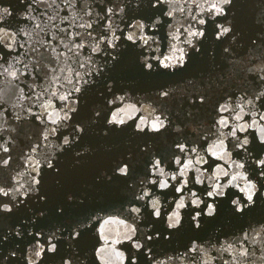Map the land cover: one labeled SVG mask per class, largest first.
Returning <instances> with one entry per match:
<instances>
[{
    "label": "water",
    "instance_id": "obj_1",
    "mask_svg": "<svg viewBox=\"0 0 264 264\" xmlns=\"http://www.w3.org/2000/svg\"><path fill=\"white\" fill-rule=\"evenodd\" d=\"M212 2L161 0L154 8L151 0H0L12 13L0 16L8 33L0 42V145L8 151L0 150V159L10 157L0 166V186L11 189L0 203L12 207L11 213L0 211V264H29V258L32 264H63L65 258L71 264H131L133 257L136 264H264V169L256 164L264 157L259 132L264 97L256 99L264 90V0H232L223 5L227 15L215 19ZM229 21L232 31L217 41L216 23L228 26ZM201 29L202 40L189 37V31ZM133 33L135 43L127 39ZM173 45L177 57L184 50L183 68L176 63L173 71H146L140 63L146 56L158 68L160 60L172 56ZM4 69H19L18 78ZM45 104H50L46 110ZM221 105L229 110L220 112ZM129 106L138 110L130 119L119 111ZM113 112L125 123L108 126ZM238 114L243 119L236 120ZM141 117L143 132L136 129ZM157 117L164 126L150 131ZM221 118L226 127L219 125ZM254 119L257 126L240 132L238 125ZM233 127L239 141L229 135ZM244 136L246 150L237 146ZM156 160L163 175L153 170ZM189 160L193 167L181 176ZM125 164L127 176L116 174ZM162 181L169 187L159 189ZM248 181L256 186L254 203L237 212L231 201L239 196V206L248 203L239 191ZM145 191L143 200L135 199ZM221 191L222 196L207 195ZM181 197L185 207L177 209ZM197 198L198 208L192 204ZM153 199L159 201V218L148 203ZM209 204L215 209L210 217ZM132 205L141 211H127ZM196 211L199 229L191 220ZM172 212L181 222L169 230ZM130 228L143 248L125 238ZM74 232L80 233L75 239ZM49 237L57 251L37 257L40 245L49 247ZM244 250L247 255L241 256Z\"/></svg>",
    "mask_w": 264,
    "mask_h": 264
},
{
    "label": "snow or ice",
    "instance_id": "obj_2",
    "mask_svg": "<svg viewBox=\"0 0 264 264\" xmlns=\"http://www.w3.org/2000/svg\"><path fill=\"white\" fill-rule=\"evenodd\" d=\"M160 3H161V0H151L152 7H154V8L157 7ZM213 9H214L215 11H219V10H220V9L217 8V5H216V4H212V6L209 8V11H212ZM122 10H123V9H121V11H122ZM111 11H112V9L109 8V9H108V12L110 13ZM4 13H7L9 16L12 14L11 11H10L8 8L0 7V16H2V14H4ZM168 15H172V12H169ZM195 19H196V18L193 17V20H195ZM198 22H200V20H199ZM82 26H83V25H82ZM37 27H39V25H37ZM87 27H91V25H87ZM190 27H191V26H190ZM141 28H143V25H141ZM189 33H191L193 36L199 35V32H192V31H189ZM189 33H188V34H189ZM6 35H8V33H6V32L4 31V29H3L2 27H0V42L3 41V38H4V36H6ZM25 35H28V34L25 33ZM12 38H13V40H14V38H15V34H14V33L12 34ZM141 38L144 39V43L146 44V43H147V38H144V37H141ZM101 39L103 40V37H101ZM116 39L118 40L119 37H116ZM127 39H128L129 41H133V43H135V34L133 33V34L128 35ZM108 43L111 45V44H112V41L109 40ZM8 47L11 48L12 45H8ZM21 47H23V44H21ZM76 47H77V48H80V47H82V45H76ZM97 49H98V46H97V48H94L93 51H96ZM53 51H55V49H53ZM69 51H71V49H69ZM174 59H176V63H181L179 57L176 56V57H174ZM165 61H169V60H168V59H165ZM165 64H167L169 67H174V66H175V65H172L171 61H169V62H167V63L165 62ZM80 66H81V67H84L83 64H81ZM9 67L12 68L11 65H10ZM24 68L27 69V68H28V65L25 64V65H24ZM3 71H4V72H7L8 75H10L13 79H17V78H18L17 73L19 72V69H13L12 71H9V69H4ZM53 71H55V70H53ZM61 71H63V69H61ZM0 74H2V73H0ZM20 74L22 75L23 73H20ZM79 75H80V73L77 72V73H76V76L79 77ZM261 79L264 80V76H262ZM85 83H87V81H85ZM75 91L79 92L80 89L77 87V88L75 89ZM70 94H71V93H69L68 95H70ZM52 95L55 96L56 93L53 92ZM68 95H61V96H59V99L62 100V101H67V100H68ZM162 95H165V96H166V95H167V92L162 93ZM261 97H264V90H262V91L256 96V99H257V100H260ZM120 99H123V98H120ZM200 100H201V102H203V97H201ZM247 102H248L249 104H251V103H252V100L249 99ZM49 106H50V104H45V105H43V107L45 108V110H46ZM70 110H71V111H74L75 109H70ZM228 110H229V109H228L227 105H221L220 108H219V111H220V112H227ZM135 111H137V109H135L134 107H131V106H129V108L127 109V112H130V113L135 112ZM241 111H243L242 108H241ZM118 116H119V113H116L115 121H119V120H120V119H118ZM37 118H39V117H37ZM50 118H51V117H50ZM69 118H70V117H69L67 114H65L64 119H69ZM235 118H236V120H241V119H243V117H242L241 115H239V114H238ZM57 119H59V115H58V114H57ZM260 120H261V121H264V114H261V115H260ZM53 123H56V120H53ZM139 123H141V124L143 125V129H144V127L146 126V121H140ZM218 123H219V125H220L221 127H226V126H227V120L224 119V118H221V119L218 121ZM153 124L155 125V129H153V130H155V131L160 130V128H162V127L164 126V125H163V121H161L158 117L152 122V124H151V126H150V129H152ZM257 125H258V121H256V120L254 119L251 125L248 124V123H244V124H240V125H238L237 127L239 128L240 132L243 133V132H246L247 129H248L249 127H253V126H257ZM78 130L81 131V129H79V128H78ZM51 131H52V132H55V129L53 128V129H51ZM259 132H260V142H261L262 144H264V126H260V127H259ZM229 135H231V136H233V137H236V139H237L238 141L240 140V138L237 137V134H236V127H233V129H232V131L229 133ZM45 138H46V137H45ZM68 143H69V139H68L67 137H65V138H64V144H68ZM248 143H249V141H248V137H247V136H244L243 140L240 141L239 144H238L237 146L240 147V148H242V149H245V150H246V146L248 145ZM222 144H223V141H221V142H220V145H217L216 147H221ZM177 147L180 149L181 152L184 151V146H183L182 144H178ZM0 150H2V151H4V152H7V151H8V149L5 148V147H3V145H0ZM191 151L195 152L196 149L193 148V149H191ZM214 154H215V155H218V156L221 155V153H214ZM9 159H10V157H9L8 159H0V166H6V165L8 164V162H9ZM257 161H259V167H261V169H264V159H258ZM176 163H177V164H180V160L177 159V160H176ZM197 163H200V161L197 160ZM159 165H160V160H156L155 163L152 165L153 170H154V171H158L160 175H163V174H164V170H163L162 168H160ZM236 166H237L238 168L243 167V165H241V164H238V165H236ZM48 167L51 168V167H53V165H52L51 163H49ZM191 167H193V163H192L191 160H189L187 163L183 164V166H182V168H181V171H180V175H181V176H184V175L186 174V171H187L189 168H191ZM127 173H128V167H121V168H120V174H122V175H127ZM224 175H227V173H224ZM261 175L264 176V170L261 171ZM172 178H175V179H176V176L173 175ZM33 179L35 180V178H33ZM232 179L235 180L236 177L233 176ZM37 182H38V180L35 181V183H37ZM185 182L187 183V181H184V183H185ZM197 182H199V177H197ZM151 183L155 184L156 181H155V180H154V182L151 181ZM160 183H161V182H160ZM226 186H227V185H225V187H226ZM218 187H219V186H217V188H218ZM182 188H183V184H181V186L179 187V190H181ZM252 188H253V186L249 185V189L251 190ZM9 191H11V189H9L8 191H6L4 187L0 186V196H4V197L8 196V195H9ZM16 191H19V189H17ZM147 195H148V193H145L144 195L137 197V199H144ZM195 195H196V194H194V196H195ZM213 195H221V192H213ZM236 203H237V205L239 206V201H237ZM158 204H159V201H158V200H156V199L151 200V206H152L153 209H155L154 214H159V216H160L161 213H160V210H159ZM5 205H6L5 203H0V211H6V210H7V209L5 208ZM183 207H184V206H183V205H180L179 203L176 205V208H177V209H180V208H183ZM132 211H133V212H136V213L138 214V210H137V209H132ZM177 214H178V212H174L172 216L168 217V221H169V225H170V226H175V225L177 224V222H178V220H177ZM135 233H136V229H135V228H130L129 231H128V234L126 235L125 238H126L127 240L131 241L132 244H133V246H134L135 248H137V249H141V248L144 247V245L138 243V241L134 239V237H135ZM16 234H17V235H20L19 232H17ZM39 235H40V233L37 232V233H36V236H39ZM79 235H80L79 232H74L73 235H72V238L75 239V238L78 237ZM51 239H52L51 237L48 238V244H49V247H48L46 250H45V248H44L43 245H40V246H39V250L36 251V253H35V255H36L37 257H39V256L41 255V253H45V251H47L48 253H55V252L57 251V245L54 244V243H52V242H51ZM147 239H148V240H151V239H152V236H147ZM37 244H39V241H37ZM229 247H231V246H229ZM193 250H195V246L193 247ZM150 251H151V249H149V252H150ZM13 255H14V253H13ZM240 255H241V256H246V255H247V250H244V251L240 252ZM29 264H32V262H31V258H29ZM63 264H66V262L63 261ZM67 264H70V262H67ZM131 264H134L133 258H132V260H131Z\"/></svg>",
    "mask_w": 264,
    "mask_h": 264
},
{
    "label": "clouds",
    "instance_id": "obj_3",
    "mask_svg": "<svg viewBox=\"0 0 264 264\" xmlns=\"http://www.w3.org/2000/svg\"><path fill=\"white\" fill-rule=\"evenodd\" d=\"M212 4H216V5H217V8L220 9L219 11H215V13H214L213 19H215V16H226V15H227L226 9L223 7V5H229V6H230V5L232 4V0H213V2L211 3V6H212ZM199 23H200V24H205V21H204L203 19H201ZM227 24H228V26H223L224 23H216V28H219V29H220L219 32H216V33H215V39H216L217 41L220 40L221 36H224L225 34H227V33H229L230 31H232L231 22L229 21V22H227ZM186 31H187V29H186ZM192 32H196V31L193 30ZM204 36H205V32H204L203 29H201V30L199 31V35H196L195 37H197V39H199V40H202V39L204 38ZM189 37H193V35H192L191 33H189ZM233 39H235V38H233ZM186 42H187L190 46L194 47V48H195V51H196L197 53L200 52V47H199V45H195V44H193V41H192L190 38H189ZM173 49H174V50H173V52H172V56H171V57H165L163 60H160V61H159V64H158V68H154V64H153V63H147L146 61H147L149 58L146 57V56H141V57L139 58L140 63H142V64L144 65V68H145L146 71H156V70H165V69H169L170 67H169L167 64H165V59L170 60L171 63H172V65H175V64H176V59H174V57H176L175 45H173ZM226 50H227V49H225V51H226ZM179 51H180L179 59H180V61H181V63H180V68H183L184 65H185L184 50H183V49H180ZM152 59L155 60V59H157V58H156V57H153ZM173 70H175V67H172V70H171V71H173ZM109 85L111 86V85H112V82H109ZM129 93H131V92L125 91V94H129ZM162 93H164V92H161V95H162ZM137 95H140V94H137ZM162 96H163V95H162ZM120 98H123V97L121 96ZM108 103H109V106H111L112 101H111L110 98H108ZM119 111H120V112H125V115H128V116H129V119L131 118V116H134V115H135V112H136V111H135V112H132L131 115H129L128 112H127L125 109H119ZM137 111H138V110H137ZM116 113H117V112H113L112 115H111V119H108V120H107V125H108V126H110L113 122L117 123L118 125H119V124H124V123H125V121H124L123 118H120L119 121H115ZM95 115H96V116H99V112H96ZM158 118H159V117H158ZM140 121H144V117H141ZM79 127H80V126L77 125V128H79ZM136 129H138L140 132H143V125H142L141 123H138V124L136 125ZM153 129H155V125H154V124H153L152 129H150V131H155V130H153ZM158 131H159V130H158ZM82 132H83V129H81V133H82ZM105 134H106V133H105ZM143 150H144V148L142 147V151H143ZM84 151H87V149H85ZM261 159H264V157H262ZM256 164H257V166L259 167V161H256ZM241 165H243V164H241ZM243 166H244V165H243ZM122 167H128V166L125 164V165H123ZM51 168H52V167H51ZM120 168H121V167H120ZM120 168H119V169H116V174H120ZM241 168H243V167H241ZM260 175H261V174H260ZM125 176H127V175H125ZM261 176H262V175H261ZM110 178H111V177H109V179H110ZM173 180H175V178H173ZM152 182H154V180H153ZM229 183H231V181H229ZM37 184H39V180H38ZM185 184H186V182H185ZM249 185L253 186V188H252L251 190L249 189ZM130 186H131V184H130ZM217 186H219V185H217ZM167 187H169V185L167 184L166 181H162V182L159 184V189H165V188H167ZM255 187H256V186H255V184H254L252 181H248V183L245 184L244 187L239 188V191H240L241 193H244V195H245V197H246L248 203H247V204H244V205H242V206H238V207L236 208V211H237V212H242L244 208H248L249 206L253 205V203H254V201H253V197H254V195H255V192L253 191V189H254ZM37 191H38V189H37ZM176 191L179 192V191H180L179 188H177ZM138 192H139V190H138ZM138 192H137V193H138ZM145 193H148V192L145 191L144 194H145ZM194 194H195V191L192 192V195H193V196H194ZM223 194H224L223 191H221V196H222ZM23 195L26 196L27 193H23ZM207 195H208V196H213V192H208ZM262 195H264V193H262ZM139 196H140V195H136V196H135V199H136V200H143V199H137V197H139ZM41 199H43V197H42ZM72 199H73V197H72L71 195H69V196H68V200L71 201ZM239 200H240V197L237 196L236 198H234V199L231 201V204H233V205H237L236 202L239 201ZM148 203L151 204V201H149ZM201 203H202V201H200L199 198H197V199H193V200H192V204H193L194 206H196L197 208L200 206ZM179 204H180V205H183V206L185 207V204H184V197H181V198H180ZM5 208L7 209L6 211H7L8 213H11V212H12V207H11L10 205L6 204V205H5ZM132 209H137V210H138V213L141 211V207H137L136 205H132V206H130V207H126V210H127V211L133 212ZM58 211H62V210H59V209H58ZM214 212H215L214 207H213L211 204H209V206H208V208H207L205 214H206L207 216L210 217V216H213V215H214ZM133 213H136V212H133ZM173 213H174V212H172L171 214H169L168 217L172 216ZM40 215H43V213H41ZM200 215H201V213H200L199 211H196V212L191 216V220H192V221H195V224H194V228H195V229H199V228H200V223H199V221H198V219H197L198 217H200ZM154 216H155L156 218H159V214H154ZM177 220H178V222H177V224H176L175 226H170L169 224L167 225V227H168L169 230H171V229H173V228H176V227H178V226L180 225L181 217H180L179 213L177 214ZM151 227H152V225H149V226H148L149 229H151ZM29 234L31 235V230H29ZM18 236H19V235H18ZM156 236H157V238H158L159 234L157 233ZM168 237H169V236L166 234V235H165V239H168ZM138 243H140V242L138 241ZM140 244H141V243H140ZM136 249H137V248H136ZM137 250H139V249H137ZM146 251L149 252V249H147ZM13 253H14V255H13ZM11 255H12V256H16V253H15V252H12ZM148 258L151 259V256H148ZM64 261L66 262V264H67V262H70V264H71V259L65 258ZM133 261H134V264H136V258H135V257H133ZM153 264H155V262H153Z\"/></svg>",
    "mask_w": 264,
    "mask_h": 264
}]
</instances>
